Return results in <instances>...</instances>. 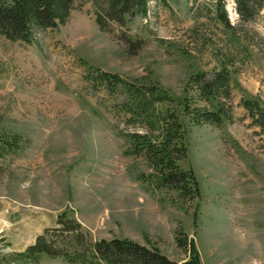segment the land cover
<instances>
[{
  "label": "rangeland",
  "instance_id": "1",
  "mask_svg": "<svg viewBox=\"0 0 264 264\" xmlns=\"http://www.w3.org/2000/svg\"><path fill=\"white\" fill-rule=\"evenodd\" d=\"M148 2L127 30L137 42L131 49L120 29L99 28L86 0L30 43L0 35V133L20 137L1 160L0 264L56 227L61 213L90 242L128 238L181 263L189 253L176 244L179 229L201 264H264V127L253 125L242 103L264 110V8L243 21L234 0ZM222 64L231 70L229 100H221L230 119L194 125L178 112L188 149L183 168L194 172L201 194L183 200L140 176L152 170L129 153L126 133L134 129L114 106L122 97L93 77L97 70L149 75L179 101L191 76ZM20 264L90 263L42 256Z\"/></svg>",
  "mask_w": 264,
  "mask_h": 264
},
{
  "label": "trees",
  "instance_id": "2",
  "mask_svg": "<svg viewBox=\"0 0 264 264\" xmlns=\"http://www.w3.org/2000/svg\"><path fill=\"white\" fill-rule=\"evenodd\" d=\"M91 2L95 20L102 31L125 33L123 42L128 48L136 46L127 30L134 19L145 16L149 0H86ZM85 0H0V35L11 41L30 43L35 31L65 24L75 7ZM76 3V5H75ZM234 9L241 20H252L264 8V0H234ZM221 21L223 6L218 7ZM97 85H104L111 95L121 96L114 103L117 111L126 118L127 126L134 130L126 133L133 156L142 158L152 170L144 180L150 179L155 188L175 190L185 199H197L200 194L194 172L183 168L187 159L185 129L179 110L194 125H222L230 119L229 107L221 100H229L231 70L225 64L212 74L199 72L190 77L185 94L177 101L152 76L121 78L106 72H96ZM221 103V105H220ZM253 125L264 127V110L252 100H242ZM138 127V128H137ZM20 147L17 134L0 133L1 160L10 151ZM64 214V213H63ZM62 213L56 218V227L44 230L23 251L1 257L4 264L37 261L42 256L61 258L69 263L101 264H201L192 239L182 230H175L176 244L189 253L187 260L178 263L158 248L146 246L128 238H105L90 242L79 223ZM48 229V228H47ZM62 230V231H61ZM53 231V233H52ZM189 247V248H188Z\"/></svg>",
  "mask_w": 264,
  "mask_h": 264
}]
</instances>
